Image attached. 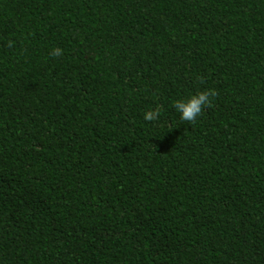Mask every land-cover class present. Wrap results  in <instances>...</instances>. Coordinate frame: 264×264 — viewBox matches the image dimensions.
<instances>
[{"label":"trees","instance_id":"16d2710c","mask_svg":"<svg viewBox=\"0 0 264 264\" xmlns=\"http://www.w3.org/2000/svg\"><path fill=\"white\" fill-rule=\"evenodd\" d=\"M0 264H264V0H0Z\"/></svg>","mask_w":264,"mask_h":264},{"label":"clouds","instance_id":"9594fccd","mask_svg":"<svg viewBox=\"0 0 264 264\" xmlns=\"http://www.w3.org/2000/svg\"><path fill=\"white\" fill-rule=\"evenodd\" d=\"M11 46V43L9 44ZM52 55L59 57L62 55V50L56 48L53 50ZM218 96L216 90L200 91L191 95L187 100H178L174 104L176 111L180 113V119L190 124H194L197 118L200 117L204 109L212 106V100ZM160 116L159 108L149 110L144 114V120L148 122L157 121Z\"/></svg>","mask_w":264,"mask_h":264}]
</instances>
